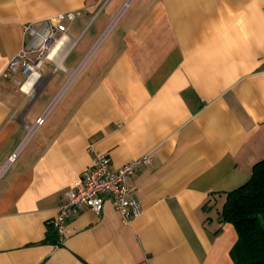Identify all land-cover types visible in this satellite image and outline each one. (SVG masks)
Here are the masks:
<instances>
[{"label": "crops", "instance_id": "1", "mask_svg": "<svg viewBox=\"0 0 264 264\" xmlns=\"http://www.w3.org/2000/svg\"><path fill=\"white\" fill-rule=\"evenodd\" d=\"M64 12L80 15L62 63L5 77L23 26ZM94 152L112 169L150 156L126 182L142 214L77 208L55 245ZM12 155L0 264H234L218 217L264 159V0H0V167Z\"/></svg>", "mask_w": 264, "mask_h": 264}, {"label": "built area", "instance_id": "2", "mask_svg": "<svg viewBox=\"0 0 264 264\" xmlns=\"http://www.w3.org/2000/svg\"><path fill=\"white\" fill-rule=\"evenodd\" d=\"M79 15L78 12H64L39 22L26 23L23 26V31L29 36V40L8 61L7 70L3 75L13 77L20 73L26 76L24 83H28L30 77L36 75V72L41 68L43 60L52 61L57 67L58 62L62 63L67 52L71 49L68 46L66 24L71 23ZM16 81L20 84V81ZM42 121L43 119L39 118L35 125H40ZM149 157V155H145L127 162L120 168L112 169L107 154L94 152L91 166L81 172L73 182L66 193V201H63L59 206L57 216L52 221L51 225L55 230L57 243L60 244L63 240L66 231L64 223L72 211L84 207L99 215L106 198L111 201L123 222L129 223L141 216V205L134 197L130 196L126 182L138 169L150 161ZM13 159L14 155L10 156L6 165L0 167V174Z\"/></svg>", "mask_w": 264, "mask_h": 264}, {"label": "trees", "instance_id": "3", "mask_svg": "<svg viewBox=\"0 0 264 264\" xmlns=\"http://www.w3.org/2000/svg\"><path fill=\"white\" fill-rule=\"evenodd\" d=\"M219 212L221 223H229L237 241L230 250L234 264H264V159L253 164L248 180L230 191ZM49 241L57 243L50 231Z\"/></svg>", "mask_w": 264, "mask_h": 264}, {"label": "rangeland", "instance_id": "4", "mask_svg": "<svg viewBox=\"0 0 264 264\" xmlns=\"http://www.w3.org/2000/svg\"><path fill=\"white\" fill-rule=\"evenodd\" d=\"M103 14H106V10L103 12ZM74 43H75V42L72 41V42H70V44L68 43V46H69L70 48H72V46L74 45ZM68 46H67V47H68ZM69 51H70V50H69ZM69 51H68V52H69ZM68 52H67V54H68ZM67 54H66V56H67Z\"/></svg>", "mask_w": 264, "mask_h": 264}, {"label": "bare ground", "instance_id": "5", "mask_svg": "<svg viewBox=\"0 0 264 264\" xmlns=\"http://www.w3.org/2000/svg\"><path fill=\"white\" fill-rule=\"evenodd\" d=\"M61 63V62H58V64ZM27 87H24V90L26 91ZM23 90V89H22Z\"/></svg>", "mask_w": 264, "mask_h": 264}]
</instances>
